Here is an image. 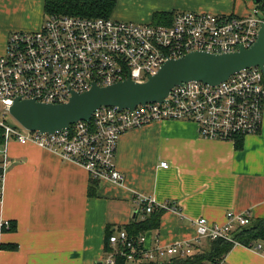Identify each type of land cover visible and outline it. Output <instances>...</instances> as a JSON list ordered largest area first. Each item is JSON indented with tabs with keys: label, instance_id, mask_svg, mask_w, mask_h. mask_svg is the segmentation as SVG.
Returning <instances> with one entry per match:
<instances>
[{
	"label": "built area",
	"instance_id": "built-area-1",
	"mask_svg": "<svg viewBox=\"0 0 264 264\" xmlns=\"http://www.w3.org/2000/svg\"><path fill=\"white\" fill-rule=\"evenodd\" d=\"M263 22L264 11L256 4L245 17L178 11L169 24L54 14L46 16L38 31L12 33L0 56V127L5 130L0 159L4 168L9 141L34 143L85 168L98 183L123 185L125 176L116 165L117 144L130 130L156 122L185 121L196 124L205 140L234 144L258 134L264 118V69L257 66L214 86L200 81L177 85L161 103L133 110L101 107L89 122L79 121L52 134L11 126L2 117L10 114L17 99L63 104L73 93L87 92L93 85L106 87L129 78L143 83L168 60L193 52L225 54L251 48ZM161 167L168 169L169 165L162 162ZM135 203L142 214L179 212L177 206L159 204L143 194L135 197ZM227 219L220 226L199 218L196 239L157 244L153 249L145 247L146 234L129 238L120 229L109 237L112 251H106L102 264H116L118 256L134 264L190 257L200 251L198 246L204 240L234 241L232 233L252 221L249 213L228 212ZM2 227L9 228L10 222ZM262 245L253 249L260 251Z\"/></svg>",
	"mask_w": 264,
	"mask_h": 264
},
{
	"label": "crops",
	"instance_id": "crops-1",
	"mask_svg": "<svg viewBox=\"0 0 264 264\" xmlns=\"http://www.w3.org/2000/svg\"><path fill=\"white\" fill-rule=\"evenodd\" d=\"M123 1L130 0H116L112 17L139 23L152 21L158 12L245 17L257 4L255 0H136L134 12ZM44 3L0 0V56L13 30L26 22L29 26L22 28H42ZM6 154L0 264H102L107 235L144 218L135 203L139 194L179 208L165 211L159 228L146 233L147 249L193 241L199 218L223 226L228 212L264 217V118L260 132L243 138L240 150L232 142L203 139L191 122H156L130 130L117 144L116 165L125 176L123 185L94 184L85 168L34 143L9 141ZM162 162L169 168H162ZM6 221L15 227L13 231L2 227ZM224 264H264V244L260 251L236 244Z\"/></svg>",
	"mask_w": 264,
	"mask_h": 264
},
{
	"label": "water",
	"instance_id": "water-1",
	"mask_svg": "<svg viewBox=\"0 0 264 264\" xmlns=\"http://www.w3.org/2000/svg\"><path fill=\"white\" fill-rule=\"evenodd\" d=\"M263 0H255L257 4ZM264 69V22L256 43L233 53L193 52L164 63L160 70L143 83L131 78L106 87H93L84 93H73L67 103L46 104L17 99L10 115L23 128L40 133H55L79 122H89L101 107L133 110L139 105L161 103L177 85L200 81L217 85L231 75L251 67Z\"/></svg>",
	"mask_w": 264,
	"mask_h": 264
},
{
	"label": "trees",
	"instance_id": "trees-1",
	"mask_svg": "<svg viewBox=\"0 0 264 264\" xmlns=\"http://www.w3.org/2000/svg\"><path fill=\"white\" fill-rule=\"evenodd\" d=\"M264 11V0L258 4ZM116 7V0H45L44 11L46 16L54 14H68L81 17H112ZM174 12H158L152 19L153 24L165 23L169 24L173 18ZM5 142V130L0 127V147ZM236 149L243 148V139L237 140ZM6 169L4 168V160L0 159V200L2 199L3 177ZM97 184V181H92ZM92 194V193H90ZM165 210H154L150 214H143V219H135L133 222L121 227L127 231L129 238H138L151 230L159 228L160 219ZM6 228V227H3ZM13 225L7 231H13ZM5 230V229H3ZM114 233V232H112ZM107 235L106 251H112L109 246V237ZM234 241L218 239L214 241L207 240L200 251L195 255L185 258H173L165 263H141V264H219L224 261L226 255L233 249L236 244L253 248L259 243L264 244V217L261 219H252L248 226L238 228L232 233ZM125 248H122L124 250ZM125 251H128L127 249ZM116 264H134L127 260L126 257L118 256Z\"/></svg>",
	"mask_w": 264,
	"mask_h": 264
},
{
	"label": "rangeland",
	"instance_id": "rangeland-1",
	"mask_svg": "<svg viewBox=\"0 0 264 264\" xmlns=\"http://www.w3.org/2000/svg\"><path fill=\"white\" fill-rule=\"evenodd\" d=\"M137 1L139 2V0H137ZM137 1L136 0H130V1H127V2L123 1L121 4L124 5L125 3H127L126 4L127 5V9L129 11H134L135 12L138 9V2ZM122 21H124V20H122ZM131 22H134V21H131ZM135 23H139V22H135ZM148 23H152V21L143 22V24H148ZM24 26H29V25L26 22V25L21 26V28H16L15 30H13L11 32V34L14 33V32H33V31H37V30H29V29L22 28ZM2 120L6 121L11 126H18L19 125L10 114H5V116L2 117ZM166 261L168 262V260H166Z\"/></svg>",
	"mask_w": 264,
	"mask_h": 264
}]
</instances>
